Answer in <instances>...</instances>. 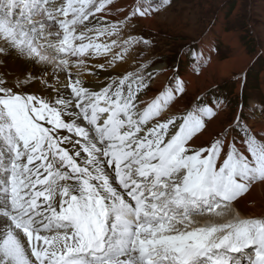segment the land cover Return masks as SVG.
I'll return each mask as SVG.
<instances>
[{
	"label": "snow or ice",
	"instance_id": "1",
	"mask_svg": "<svg viewBox=\"0 0 264 264\" xmlns=\"http://www.w3.org/2000/svg\"><path fill=\"white\" fill-rule=\"evenodd\" d=\"M113 3L0 0V54L52 67L49 79L24 81L46 97L0 77V264H264V215L192 227L264 184V138L238 115L210 145L193 146L220 102L164 117L185 91L178 68L146 103L153 73L99 91L81 79L97 74L91 60L115 66L132 44H148L122 38L123 27L170 0H135L116 9L122 20L94 23ZM190 54L198 73L204 53ZM234 128L242 148L227 139Z\"/></svg>",
	"mask_w": 264,
	"mask_h": 264
},
{
	"label": "rangeland",
	"instance_id": "2",
	"mask_svg": "<svg viewBox=\"0 0 264 264\" xmlns=\"http://www.w3.org/2000/svg\"><path fill=\"white\" fill-rule=\"evenodd\" d=\"M152 2L156 4L159 0ZM147 18L150 20L147 27L136 19L121 32L123 38L142 37L149 41L129 47L128 57L120 63L121 74L140 73L147 77L150 66L157 63L165 64L171 75L178 68L181 79L189 76L194 82L193 90L185 88L178 95L186 109L196 104L215 107L220 102L221 131L211 134V142L238 115L258 138H264V0H170L168 6ZM193 49L205 56L198 73L193 71L190 54ZM210 53L215 58L213 70L206 63L212 58ZM77 71L72 68L73 73ZM0 77L6 78L4 74ZM171 77L166 85L174 83ZM209 127L206 119L205 129ZM233 137L237 147L242 148L238 128L229 131L227 139L231 141ZM220 216L221 223L230 220V213Z\"/></svg>",
	"mask_w": 264,
	"mask_h": 264
},
{
	"label": "bare ground",
	"instance_id": "3",
	"mask_svg": "<svg viewBox=\"0 0 264 264\" xmlns=\"http://www.w3.org/2000/svg\"><path fill=\"white\" fill-rule=\"evenodd\" d=\"M133 4L134 2L131 0H115L113 4L107 6L105 12L96 14V20H94V23H99V20L103 23L109 21L115 22L117 20H122L124 18V13L117 12L116 9L119 8L131 9ZM90 19L92 18L90 17ZM136 19H138V21L146 27L149 25L150 22L149 18L138 17V16L133 17L130 21L127 22V24L134 22ZM122 34L124 37L125 36L124 33L120 34L121 37ZM101 39L103 40L106 38L102 37ZM118 50L119 49H116V51ZM209 55L212 58L211 59L209 58V61H207L206 59L207 61L206 63L208 65V69L213 70L215 68V62H214L215 58L212 55V53H210ZM126 57H128V54L124 55L123 60ZM123 60L116 61L115 66H112L109 63H107V58L105 57H99L93 59L90 61V67L95 68L94 72L97 74L92 75L89 71H84L81 73V79H83L90 88L99 91L100 87L102 85H106L108 82H110L111 79L116 78L118 76H122L121 69L123 66L120 63ZM99 64H103L104 68L101 69L94 67L95 65H99ZM148 71H150V73H153V77L149 80V84H150L149 87L144 89V91L140 93V100L145 103L149 102L156 94H158L165 87L168 79L172 76L171 72L167 70L165 64L157 63L152 67L150 66ZM51 72H52V67H48L47 65H43L40 63H34L30 59L21 58L14 51L10 50L7 55L0 54V74H4L6 76L5 79L7 81V86L9 85L10 88H13L16 91H23L25 93H34L38 96L43 95L46 97L48 93L45 90H43L42 85L39 82L34 81L25 84L24 81L29 74H32L33 76L37 77V79L39 78L49 79ZM185 78L186 77L184 76V79H182V80H188L187 83H185V88H187L188 90H193L194 88L193 80L189 78V76H187V79ZM18 82H19V86H18ZM186 110H191V108L186 109V107L183 106V103L181 102V100H179L177 96V98L171 104V106L163 113V116L164 117L179 116L181 114H184ZM221 116L222 113L220 112V109H218L216 116H214L210 120L207 119L210 127L206 128L203 132L199 133L196 137H194L192 142L193 146L195 147L205 146L209 142H211L212 139L211 134L213 132L218 133L221 131V128L219 126V121ZM81 123L84 124L86 122L81 121ZM263 198H264V184L256 183L246 196L231 204L236 208L240 216H238L234 212V209H230L228 205L227 207H225L224 211L217 210L213 218L208 217V215L206 216L199 215L192 217V219L197 222L196 224L192 225V227H200L215 223H221V221H218L220 213L223 214L224 212L226 213L228 211H230L233 214V215L230 214L229 216L230 220L243 218L245 216L264 215ZM220 218H222V216H220Z\"/></svg>",
	"mask_w": 264,
	"mask_h": 264
}]
</instances>
